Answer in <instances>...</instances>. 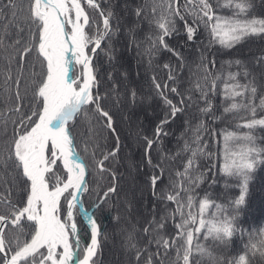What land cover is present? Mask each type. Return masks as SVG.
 I'll return each mask as SVG.
<instances>
[{
  "label": "snow or ice",
  "instance_id": "1",
  "mask_svg": "<svg viewBox=\"0 0 264 264\" xmlns=\"http://www.w3.org/2000/svg\"><path fill=\"white\" fill-rule=\"evenodd\" d=\"M116 9L114 0H0V57L5 61L0 67V264H101L104 234L81 195L92 191L87 177L94 170L115 180L105 162L117 158L121 142L114 114L104 103L118 109L144 99L129 72L115 78L120 52L115 42L122 31L127 51L135 50L138 69L142 64L146 72L160 67V54H170L162 65L167 78L150 77L163 115L150 136L137 137L143 141L151 218L142 230L131 223L122 228L127 233L126 264H264V228L247 232L240 254H227L234 236L245 237L241 214L255 173L264 166V146L255 135L264 129V55L254 58L253 69L239 59L224 61L217 69L212 51L216 45L232 49L248 38L264 37V15L258 14L264 0H124L120 11L135 18L130 25H122L124 17ZM144 23L149 31L141 38ZM201 28L203 39H198ZM174 37L183 39L172 44ZM190 45L196 52L192 61L181 51ZM33 52L42 59L40 72L33 73L31 101L25 104L21 88ZM99 56L109 65L106 73L96 62ZM185 70L187 77L182 76ZM105 77L110 87L101 93ZM216 96L221 98L220 115ZM89 106L116 141L102 159L93 154L95 169L78 151L73 132ZM227 115L239 116L242 123L235 127L248 131L218 132L214 125ZM180 117L183 130L173 153L164 141L174 134L169 126ZM221 134L223 166L218 167V151L211 150V143L219 144ZM221 177L234 180L239 189L227 204L217 203L212 191ZM113 197L119 198L115 183L100 190L93 207L103 212ZM123 203L131 213L133 201L125 198ZM210 209L215 212L209 214ZM78 212L86 222L83 228ZM114 220L119 224L121 216ZM82 231L89 240H82ZM139 231L143 243L136 238ZM209 239L211 249L201 242ZM217 248L224 251L217 253Z\"/></svg>",
  "mask_w": 264,
  "mask_h": 264
},
{
  "label": "trees",
  "instance_id": "2",
  "mask_svg": "<svg viewBox=\"0 0 264 264\" xmlns=\"http://www.w3.org/2000/svg\"><path fill=\"white\" fill-rule=\"evenodd\" d=\"M117 5V11L119 14L124 17L122 25H129L135 18L129 13L125 15L124 12L120 11V5L123 4L124 0H114ZM134 2H139V0H134ZM231 13L228 10H224V15H230ZM259 15H264V10H258ZM99 20V17H97ZM149 31L148 25L144 23L138 35L143 38L145 33ZM201 35L198 39H203V29L201 28ZM177 39L173 38L169 42L172 44L177 43ZM116 47H119V44L122 43V49L118 54L119 59V73L117 71V76L115 73V78L120 79V72L127 71L130 74L132 82L135 84L138 94L141 98H144L142 102H137L133 107L131 104L125 102L118 109L113 108L110 102H105L104 107L109 108L113 114L116 121V128L119 133V138L121 142V147L118 153V156L115 160L106 161V166L112 169L115 173V180L108 173L100 175L95 170L93 174L87 179L89 180V188L92 190L89 193H83L81 195V200L83 202V207L87 211H91V214L95 213V218L100 224L102 233L104 234V239L102 240V254L100 256L101 264L103 261L109 257L112 253L113 245L121 241L120 233L122 228H130V223L133 224V217L137 216V222L139 223L137 228L142 230L145 223L147 222L145 217L151 218L149 215V210L151 209V196L148 194V190L145 187V177L148 174L147 167L143 166V148L141 147L143 141H138V134L151 135L152 130L155 124L163 115L162 104L160 98L156 96L155 91L152 88L150 77L156 75L157 79L163 80L167 78V72L163 69V63L167 62L169 59L168 53H161L158 59L156 60V67L154 65L151 71L146 72L145 67L142 64L139 69L137 68V57L135 55V50L129 53L127 51V39L123 35V31L119 39L115 42ZM185 51L186 55L189 57V61H192L196 57L195 45H190L188 49H181ZM212 51L216 54V67L219 69L222 62L227 60H241L248 68H254V58L264 55V37L258 38H248L242 41L240 44H237L232 49H223L220 46L216 45L213 47ZM121 56L119 57V55ZM40 59L37 58L36 53L33 52L27 57L28 65L24 69V81L25 86H22V94L26 92L27 99L25 104H28L31 101L32 97V88H33V73L40 72ZM245 59H248L246 62ZM252 61V62H251ZM97 63L101 66V71L106 73L109 71V65L104 56L97 57ZM172 62L175 63V59L172 58ZM5 61L0 57V67H3ZM126 66L130 68V71L126 69ZM13 75L16 72V65H12ZM232 71H237V68L231 69ZM258 71V66L256 67ZM139 71L140 76L137 78L136 72ZM183 77H187V70L182 74ZM38 79V77H37ZM105 80L106 77H105ZM104 80L100 91L101 93L105 92L110 84ZM3 81V76L0 75V82ZM243 82V80L241 81ZM107 84V86L105 85ZM185 83L183 87H186ZM264 91V90H262ZM2 99V97H0ZM175 100V97H173ZM225 105L229 103L228 101L224 102ZM256 103L259 104V99L256 100ZM128 105L130 114L124 110V105ZM214 104L216 105V114L220 115L222 113L221 98L216 96L214 99ZM0 107H3L0 104ZM125 114L122 117L123 123L121 124L120 114ZM128 113V114H127ZM242 115V114H241ZM258 115H261L258 113ZM139 118V119H138ZM138 119V120H137ZM134 120V122L132 121ZM137 120V121H136ZM128 121V122H127ZM133 122L135 124V129H137L136 134L128 131V123ZM237 123H242L239 116L233 117L232 115H227L221 121H218L214 127L218 132L223 133L224 131H234L239 134L247 132L246 128L237 129L235 125ZM170 130L174 133L172 136L167 137L164 141L165 148L171 152H175L177 149V137L180 132L183 130V117L177 119V121L169 126ZM90 129L95 134H90ZM10 130V128H9ZM74 134L77 136L79 143L78 151L81 152V155L86 159V161L95 169V164L92 160L93 154L97 160L103 158V154L115 147V138L107 130L101 128L100 122L97 121L92 106H89L88 111L83 113L80 117L79 123L73 129ZM257 136V143L259 146H264V129H257L255 131ZM220 143L217 144L215 141L211 143V150L214 152L218 151L219 158L215 161L218 167L223 166V135L221 134L218 137ZM97 144H99V150L97 149ZM128 146L126 152L124 148ZM86 149V150H85ZM157 157L154 156V159ZM131 162V163H130ZM132 181V182H131ZM131 182V183H130ZM115 183L118 185L119 189V198L113 197L109 201V204L105 206L104 211H97L93 207L96 202L97 195L99 194L102 188L110 186V184ZM10 186V185H9ZM141 189H143V195H141ZM214 194V199L217 203L227 204V202L239 195V189L235 184V181L230 178L221 177L220 183L212 189ZM13 197L16 196L15 191L12 192ZM127 198L133 201L134 208L131 210V213L126 211L124 206V199ZM21 199H23V193H21ZM248 204L245 210L241 214L240 224L244 228L245 237L242 241L239 235L234 236L231 243V248L227 251V254L230 256H236L240 254L243 250V244L247 243V232L255 231L260 228H264V166H261L255 173V179L249 187L248 193ZM4 211V208L0 206V212ZM215 212V209H210L209 214ZM121 216L119 224L114 220V217L117 215ZM140 216V217H139ZM135 218V217H134ZM145 219V220H144ZM131 221V222H130ZM77 222L83 228L85 221L83 217L78 212L77 213ZM119 226L114 232L115 226ZM171 232L172 229L169 228ZM10 237L15 235V232L12 229H9ZM142 231L137 232V240L140 243H143ZM107 236H110L112 240L108 239ZM82 240L87 241L90 239L89 235L82 231L81 232ZM27 238V237H25ZM206 244L210 249L213 247L212 241H201ZM124 243L120 248L124 256L122 257V264H126L127 255L124 250ZM217 253L224 251L223 249H215ZM113 254V253H112ZM175 256V253H172V257ZM107 257V258H106ZM207 264V261H205Z\"/></svg>",
  "mask_w": 264,
  "mask_h": 264
},
{
  "label": "rangeland",
  "instance_id": "3",
  "mask_svg": "<svg viewBox=\"0 0 264 264\" xmlns=\"http://www.w3.org/2000/svg\"><path fill=\"white\" fill-rule=\"evenodd\" d=\"M131 24V23H130ZM129 24V25H130ZM119 49H120V51H121V49H122V43H120L119 44V47H118ZM120 53V52H119ZM118 53V54H119ZM121 56V54L119 55V57ZM246 60V62L248 61V59H245ZM252 62V61H251ZM117 68H118V66H117ZM126 69L127 70H129L130 71V68L129 67H127L126 66ZM79 70H80V66H76L75 67V71L77 72V74L79 73ZM110 70V69H109ZM118 73H119V68H118ZM117 71L115 72L116 73V76H117ZM105 81H107V80H105ZM106 86H107V84H105ZM129 106L128 105H124V110L125 111H127L129 114L131 113V112H129V108H128ZM127 113V114H128ZM125 114H123V113H121L120 114V120H121V124L123 123V121H122V117L124 116ZM139 119V118H138ZM137 119V120H138ZM136 120V121H137ZM133 122H134V120H132ZM128 122V121H127ZM133 122H130V124L128 123V125H129V127H128V131H130V132H132L133 134H136V132H137V129H135L136 127H135V124H133ZM128 149V146H126L125 148H124V151L126 152V150ZM131 163V162H130ZM132 182V181H131ZM130 182V183H131ZM135 217V218H134ZM133 217V224H136L137 226H138V222H137V216L135 215ZM140 217V216H139ZM145 219H146V221L147 220H149L150 218H146L145 217ZM144 219V220H145ZM131 222V221H130ZM119 230V226L117 225V226H115V229H114V232L116 231V230ZM120 231V230H119ZM126 236H127V233L125 232V231H122L121 233H120V239H121V241L119 242V246H118V242L117 243H115L114 242V240H112V238L110 237V236H107L108 237V239H110V240H112V242H114L115 243V245H113V250H112V253L109 255V257L107 258V260L105 259V261H103V264H122V257L124 256V253L122 252V248H120V246L122 245V242L125 244V242H126Z\"/></svg>",
  "mask_w": 264,
  "mask_h": 264
},
{
  "label": "water",
  "instance_id": "4",
  "mask_svg": "<svg viewBox=\"0 0 264 264\" xmlns=\"http://www.w3.org/2000/svg\"><path fill=\"white\" fill-rule=\"evenodd\" d=\"M89 212V214H91V211H88Z\"/></svg>",
  "mask_w": 264,
  "mask_h": 264
}]
</instances>
